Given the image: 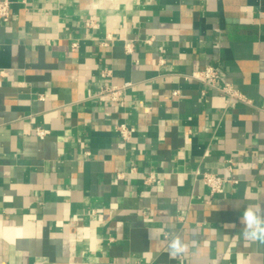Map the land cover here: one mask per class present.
Segmentation results:
<instances>
[{
	"label": "crops",
	"instance_id": "crops-1",
	"mask_svg": "<svg viewBox=\"0 0 264 264\" xmlns=\"http://www.w3.org/2000/svg\"><path fill=\"white\" fill-rule=\"evenodd\" d=\"M7 1L0 264H264L240 238L264 207V0ZM210 65L244 101L193 77Z\"/></svg>",
	"mask_w": 264,
	"mask_h": 264
},
{
	"label": "built area",
	"instance_id": "built-area-1",
	"mask_svg": "<svg viewBox=\"0 0 264 264\" xmlns=\"http://www.w3.org/2000/svg\"><path fill=\"white\" fill-rule=\"evenodd\" d=\"M10 18V3L7 0H0V23L8 22ZM92 25V24H89ZM110 75V71L106 70L102 72V76L106 77ZM198 82H200L205 88L216 89L222 94L226 95L230 99H240L244 101L245 99L238 94L230 84H224L220 88L215 86L216 80L219 78L217 69L210 65L204 68L201 72L193 76ZM128 86L124 84L121 87L112 86L109 88H103L102 92L107 94L111 102H118L122 99V91ZM204 93V91H203ZM116 131L122 140L126 141L130 138L133 133V129L129 128L123 124L116 126ZM47 134V132L41 128L35 129V135L42 139ZM149 180V179H148ZM147 180V181H148ZM201 181L208 188L211 195L221 192L223 185L227 182L223 177L217 176L212 173L201 174Z\"/></svg>",
	"mask_w": 264,
	"mask_h": 264
},
{
	"label": "clouds",
	"instance_id": "clouds-1",
	"mask_svg": "<svg viewBox=\"0 0 264 264\" xmlns=\"http://www.w3.org/2000/svg\"><path fill=\"white\" fill-rule=\"evenodd\" d=\"M185 177L180 174L178 182L182 185ZM242 225L240 238L250 244L264 246V207L258 204H249L243 208L240 216ZM188 250L186 245L178 236L172 238L168 245L169 255L173 258L184 254ZM215 264V261L213 262Z\"/></svg>",
	"mask_w": 264,
	"mask_h": 264
}]
</instances>
